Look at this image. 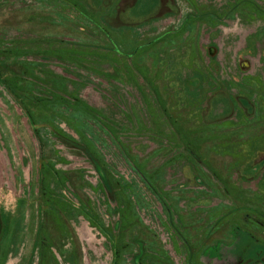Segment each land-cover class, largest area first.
Instances as JSON below:
<instances>
[{
	"label": "rangeland",
	"instance_id": "1",
	"mask_svg": "<svg viewBox=\"0 0 264 264\" xmlns=\"http://www.w3.org/2000/svg\"><path fill=\"white\" fill-rule=\"evenodd\" d=\"M137 1L0 0V264H264V0Z\"/></svg>",
	"mask_w": 264,
	"mask_h": 264
},
{
	"label": "trees",
	"instance_id": "2",
	"mask_svg": "<svg viewBox=\"0 0 264 264\" xmlns=\"http://www.w3.org/2000/svg\"><path fill=\"white\" fill-rule=\"evenodd\" d=\"M136 2H137V0H135V2L133 4H135ZM130 5H131L130 3L126 2L125 6H124L125 10L130 8ZM166 5H167V0H163L161 7L159 8V10L157 12L158 15L166 13V8H167ZM123 24H125V23L121 21V23H119L117 26H120ZM0 81L7 87V89L14 95V97L20 103V105L22 106V108L24 109L26 114L28 115L32 129L37 134L41 144H43V140L41 139V137L39 135V131H38V127H37V120L33 116L32 111L29 109L30 104L27 103V102H31V104L33 105V102L35 101L34 99H36V98L34 97V99L33 98L27 99L28 98L27 93L23 92L22 85H20V83L17 82V79L15 76L11 75L10 67H8L5 63H3V64L0 63ZM83 109L87 110V111L89 110V108L87 106H85V108H83ZM40 170H41V173L43 174L42 179L40 181V183H41V200L44 202L47 199L49 202L51 199L55 198V193L51 189V184L48 183L47 180H46V182L48 185H50V188L48 189L46 187V182L44 180V178H45V175H44L45 174V166H44V163L42 162V160L40 161ZM99 171H100V174H103V176H104L102 169H99ZM254 173H256V172H254ZM43 208H44V206L42 203L40 209L42 212H46L43 210ZM42 227H43V225L41 227H39V231H38V235H37V243L35 246V249L38 251V264H57L56 263L57 259L55 257L56 255H55V253H53L54 245H52V243L49 245L46 243V241H49V238L42 234V232H41ZM3 233H4V223H3L2 213L0 210V241H1ZM40 235H42V237H40ZM113 249H114V264H118L119 260L121 259V253H120V249L118 247V244L115 241H113Z\"/></svg>",
	"mask_w": 264,
	"mask_h": 264
},
{
	"label": "water",
	"instance_id": "3",
	"mask_svg": "<svg viewBox=\"0 0 264 264\" xmlns=\"http://www.w3.org/2000/svg\"><path fill=\"white\" fill-rule=\"evenodd\" d=\"M216 52H217V49L215 47H211L209 49L210 56L213 58L216 56ZM240 66L243 71H248L251 68V63L247 59H241Z\"/></svg>",
	"mask_w": 264,
	"mask_h": 264
},
{
	"label": "crops",
	"instance_id": "4",
	"mask_svg": "<svg viewBox=\"0 0 264 264\" xmlns=\"http://www.w3.org/2000/svg\"><path fill=\"white\" fill-rule=\"evenodd\" d=\"M161 2H162L161 0H157V2H156L157 4H156L155 7H158V9H159L160 8V5H161ZM137 3H138V1H137Z\"/></svg>",
	"mask_w": 264,
	"mask_h": 264
}]
</instances>
